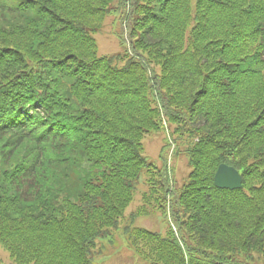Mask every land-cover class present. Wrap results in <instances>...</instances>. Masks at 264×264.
Wrapping results in <instances>:
<instances>
[{
	"label": "trees",
	"instance_id": "16d2710c",
	"mask_svg": "<svg viewBox=\"0 0 264 264\" xmlns=\"http://www.w3.org/2000/svg\"><path fill=\"white\" fill-rule=\"evenodd\" d=\"M193 3L0 0V244L12 264H96L115 233L139 264L264 258V0ZM113 13L126 49L101 55L95 34ZM161 135L151 161L145 138ZM180 153L190 171L177 186ZM223 163L243 188L215 185Z\"/></svg>",
	"mask_w": 264,
	"mask_h": 264
},
{
	"label": "rangeland",
	"instance_id": "374dc122",
	"mask_svg": "<svg viewBox=\"0 0 264 264\" xmlns=\"http://www.w3.org/2000/svg\"><path fill=\"white\" fill-rule=\"evenodd\" d=\"M196 0H194L195 2ZM118 14L113 13L106 21L105 29L102 30L101 33L97 34V38L99 41V52L101 54H118L122 53L124 48L123 45L119 42L118 35L122 32V27L120 25H116V18ZM167 142L164 140V137L161 135L158 136H149L145 138L146 151L149 160L156 161L155 157H157L160 153L162 144H166ZM171 148H167L165 153L169 156ZM170 150V151H169ZM148 151V152H147ZM171 166L173 168V177L175 179L176 185L180 186L186 179L190 167L188 165V159L185 154L171 156ZM144 181V180H143ZM137 187L140 191L146 190L145 181L139 180L137 183ZM142 196V192L138 193V197ZM140 201H137L136 206L140 204ZM135 206V205H134ZM134 208H131L133 210ZM130 210V211H131ZM129 211V212H130ZM128 212V213H129ZM133 212V211H131ZM130 212V213H131ZM129 213V214H130ZM128 214V215H129ZM158 219V220H157ZM141 218L139 219V224L148 227H154L155 229L160 228V225H164L160 218ZM115 243H111L112 241L108 239H101L99 244V249L96 251H100L97 255L96 264H139L132 253L126 248L122 246L121 237L115 233L114 235ZM118 243V244H117ZM104 254H108V256L102 257ZM110 254V255H109ZM12 261L9 257V254L2 248L0 245V264H11ZM252 264H264V258L256 256L254 260H252Z\"/></svg>",
	"mask_w": 264,
	"mask_h": 264
},
{
	"label": "water",
	"instance_id": "95a60500",
	"mask_svg": "<svg viewBox=\"0 0 264 264\" xmlns=\"http://www.w3.org/2000/svg\"><path fill=\"white\" fill-rule=\"evenodd\" d=\"M215 184L219 188L237 189L243 187V179L233 166L221 164L215 174Z\"/></svg>",
	"mask_w": 264,
	"mask_h": 264
}]
</instances>
